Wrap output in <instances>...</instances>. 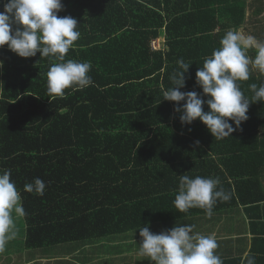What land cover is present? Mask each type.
Wrapping results in <instances>:
<instances>
[{
	"label": "trees",
	"instance_id": "1",
	"mask_svg": "<svg viewBox=\"0 0 264 264\" xmlns=\"http://www.w3.org/2000/svg\"><path fill=\"white\" fill-rule=\"evenodd\" d=\"M260 2L62 0L58 16L74 17L81 33L65 61L91 62L94 81L65 89L63 97L47 91V72L58 61L0 47V172L10 170L20 194L27 249L205 214L175 208L179 175L220 179L231 198L217 201L213 212L260 208L264 102L250 104L242 130L216 140L199 119L182 125L176 102L163 99L181 58L191 65L180 91L202 93L198 68L228 30L245 23L249 6L264 10ZM158 38L164 41L154 49ZM247 55L254 59L256 50ZM237 83L251 99L249 85L264 84V73L251 68L249 79ZM35 178L46 185L42 196L24 191Z\"/></svg>",
	"mask_w": 264,
	"mask_h": 264
},
{
	"label": "clouds",
	"instance_id": "2",
	"mask_svg": "<svg viewBox=\"0 0 264 264\" xmlns=\"http://www.w3.org/2000/svg\"><path fill=\"white\" fill-rule=\"evenodd\" d=\"M0 12V47L8 48L22 58L34 57L39 52L41 58H54L47 72L49 96L63 97L65 89L82 90L94 86L89 75L91 62H78L65 55L80 38L77 20L71 16H58L63 10L62 0H7ZM255 49L252 59L247 55ZM178 70L170 76L172 87L163 92V99L176 102L174 111L181 113L182 125H191L199 119L216 140L231 137L248 120L247 112L251 103L264 102V84L249 85L251 99L242 92L238 81H247L251 68L264 73V41L253 35H244L239 30H228L220 40V47L206 57L202 67L196 72V84L202 93L182 92L185 73L190 63L182 58L177 61ZM3 62L0 61V69ZM207 97V99H205ZM184 101L180 106V102ZM209 111H204V105ZM199 145V141L195 142ZM11 172H0V251L6 242L15 238L13 212L24 216L20 194L15 183L10 180ZM219 178H204L179 175L178 194L173 201L181 213L189 209H203L208 218L213 216L217 201L230 200L231 195L220 186ZM45 183L35 178L24 186V191L43 195ZM194 225L184 224L153 233L148 227L139 228V254L146 256L153 264H223L215 254L217 240L212 235L194 233ZM246 264H255L249 257Z\"/></svg>",
	"mask_w": 264,
	"mask_h": 264
},
{
	"label": "crops",
	"instance_id": "3",
	"mask_svg": "<svg viewBox=\"0 0 264 264\" xmlns=\"http://www.w3.org/2000/svg\"><path fill=\"white\" fill-rule=\"evenodd\" d=\"M263 2L264 0H261L259 4L262 6L264 5ZM255 9V7L249 6L245 23L236 30L241 31L246 36L253 35L258 40L264 41V10L256 13ZM19 218L20 216L13 212L15 233H17V226H21L17 222ZM184 224L194 225V233L215 237L218 243L215 254L221 258L223 264H246L249 257L254 258L255 264H264V203L256 209L238 205L213 212L211 218L201 214L165 222L160 221L147 227L151 232L158 234L176 225ZM15 228L13 231H15ZM105 238L110 240L109 244H105L103 241ZM90 241H92L91 247L94 250V254L90 256H82L80 248L75 245L76 242H70L74 246L65 247V249H62L61 246L57 247V245L38 248L44 250V254L25 256L24 261L21 260L20 263H14L12 260L8 261L10 259L9 255L13 257L19 255L14 246L12 248L6 246L0 251V258H7L6 264H121L135 256L139 258L137 261L140 264H153L148 257L139 254V243L141 241L139 230L110 235L100 239L86 240L83 242L82 247L88 248L90 245L86 243ZM119 241L125 242L126 249L121 247ZM108 246L110 248L109 258H105L106 253L101 251L106 250ZM24 250L33 249L25 247ZM224 261H227V263H224Z\"/></svg>",
	"mask_w": 264,
	"mask_h": 264
},
{
	"label": "rangeland",
	"instance_id": "4",
	"mask_svg": "<svg viewBox=\"0 0 264 264\" xmlns=\"http://www.w3.org/2000/svg\"><path fill=\"white\" fill-rule=\"evenodd\" d=\"M0 74H1V69H0ZM0 92H1V78H0ZM17 222H19V224L21 226H17V233L15 235V238H13V240L12 239L9 240L8 243L5 244L4 247L8 246V247L12 248V246H14L16 248L15 251L17 252V254L19 256L13 257V256L9 255L10 259H8V261L12 260L14 263H17V262H19L21 260L24 261L25 256L26 257L28 255H30V256H32V255L33 256H39V255L44 254V250H42V249H37L36 251L34 249L33 250H29V251L24 250L25 249V241H26V224H25L24 216H22V217L20 216V218L17 219ZM15 232H16V228H15ZM103 241L105 242V244H109V242H110V240H107V238L103 239ZM83 242L84 241H79V242L75 243V245L78 248H80V251L82 252L81 255L82 256H85V255L90 256V255L94 254V252H93L94 250L91 247L92 241L86 243L87 245H90L88 248H83L82 247V245H84ZM119 243L121 244V247L123 249H126V244H125L124 241H119ZM58 246H61L62 249H65V247H71V246H74V245H72L70 242H67V243H63V244L57 245V247ZM109 249L110 248L108 246L106 250L101 251V252H105L106 253V255H104L105 258H109ZM138 259L139 258L134 256L132 259L129 258L125 262H122L121 264H140V262L137 261ZM6 262H7V258H0V264H6Z\"/></svg>",
	"mask_w": 264,
	"mask_h": 264
},
{
	"label": "built area",
	"instance_id": "5",
	"mask_svg": "<svg viewBox=\"0 0 264 264\" xmlns=\"http://www.w3.org/2000/svg\"><path fill=\"white\" fill-rule=\"evenodd\" d=\"M163 41H164L163 38L154 39V40L152 41V47H153L154 49L161 48V46H162V42H163Z\"/></svg>",
	"mask_w": 264,
	"mask_h": 264
},
{
	"label": "flooded vegetation",
	"instance_id": "6",
	"mask_svg": "<svg viewBox=\"0 0 264 264\" xmlns=\"http://www.w3.org/2000/svg\"><path fill=\"white\" fill-rule=\"evenodd\" d=\"M264 3V2H263Z\"/></svg>",
	"mask_w": 264,
	"mask_h": 264
}]
</instances>
